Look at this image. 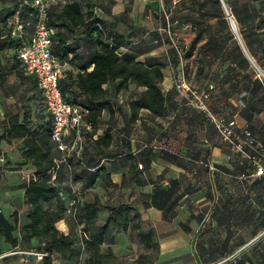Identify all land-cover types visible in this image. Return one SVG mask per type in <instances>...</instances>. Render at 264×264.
Wrapping results in <instances>:
<instances>
[{
	"label": "crops",
	"instance_id": "obj_1",
	"mask_svg": "<svg viewBox=\"0 0 264 264\" xmlns=\"http://www.w3.org/2000/svg\"><path fill=\"white\" fill-rule=\"evenodd\" d=\"M92 1L94 16L101 19L106 35L125 36L122 51L135 52L143 61L154 57L168 68L170 54L175 59L174 52H162L159 41L164 42L161 33L167 25L164 14L174 16L176 3ZM22 2L27 1L0 0V44L7 43V47L0 49V206L11 221L18 213L19 226L28 222L30 209L24 201L25 182L20 173H34V168L21 156L22 138L1 136L12 122L21 123L27 112L36 123L39 110L48 115L35 78L23 74L18 59L19 44L29 41L33 34L31 27L19 29L23 20L19 9ZM44 2L49 11L65 0ZM170 18L173 27L176 26L175 21H179ZM186 26L190 27L186 50L194 44L196 50L186 57L185 68L193 71L199 65L205 83L215 85L212 99L217 113L212 112L227 119L235 118L239 132L247 129L264 144V80L259 78L261 84L254 85L257 75L248 64L241 66L239 48L232 40L223 46H211L209 38H215L209 33L219 30L222 35L225 30L217 22L207 20L201 27L189 22ZM203 30L208 33H200ZM158 33L162 38L158 39ZM77 40L71 39L69 44L80 48L87 44L84 38ZM242 50L255 66L252 55L245 47ZM62 62L64 70L72 68L68 59ZM166 79L164 74L161 84L167 96L164 116L141 109L131 118L129 101L139 96L141 87L110 93L102 99L111 104L113 116L110 109H104L92 132L98 136L110 127L112 140L107 147H93L86 134V147L80 159L69 160L70 167L63 166L62 177L57 175L59 197L79 242L74 256L51 253V264H84L87 253L83 242L84 204L95 200L101 208L89 228L103 226L111 214L101 251L111 250L120 260L115 264H264V176L250 175L253 168L245 166L239 155L219 140L214 125L207 119L208 126L199 117L198 109L189 107L179 97L178 101L170 98ZM78 93L76 87L68 86L67 96ZM59 156L57 152L55 157ZM206 160L213 169L201 165ZM261 162L264 163V149ZM242 173L249 176L242 179L239 177ZM120 206L123 208L118 209ZM14 234L19 238V230ZM0 245L1 264H22L23 258L16 257V252L32 255V263L43 264L37 254L44 253V238L35 237L13 247L1 237Z\"/></svg>",
	"mask_w": 264,
	"mask_h": 264
},
{
	"label": "trees",
	"instance_id": "obj_2",
	"mask_svg": "<svg viewBox=\"0 0 264 264\" xmlns=\"http://www.w3.org/2000/svg\"><path fill=\"white\" fill-rule=\"evenodd\" d=\"M26 1V3L22 2L19 6L20 17L23 19L24 27H31L33 30L35 21L34 8L31 6L30 0ZM197 1L200 2L199 7L201 6L200 20L193 17L195 19L193 24L201 27L208 19L213 18L217 19V24L222 29H225L226 20L219 1ZM261 1L264 2V0ZM94 5L92 0H65L63 4H58L55 8L48 11L47 24L55 30L52 45L53 54L61 61L68 59L72 65V68L63 70V76L60 79L63 97L69 103L81 107L86 112V120L91 125V130L87 132L88 142L93 147L101 145L107 147L112 140L111 128H107L98 136H95L92 132L97 119L101 116L104 109H110L111 118L113 116V111L110 108L111 104L102 99L110 93L118 94L129 91L131 87H141L143 89L140 91L139 96L129 101L131 118H134L141 109L149 110L157 116L166 115L167 96L161 89V84L164 80L165 63L159 62L154 57L147 58L144 61L139 60L138 54L135 52L122 51L121 48L126 43L125 36L119 33L107 36L100 25L101 19L94 16ZM232 8V13L235 18L237 17L236 20H239L247 28L257 21L262 9H264L260 8V11L249 0L240 4L236 0ZM27 12L29 17L26 16ZM200 33L208 32L200 31ZM209 34L211 38L213 36L215 38V40L209 38L211 46L217 44L223 46L227 40H232L235 46L239 48L241 66L244 65L245 67L248 64L243 50L241 51L243 48L240 42H236V40L231 38L232 35H220L219 30H217V34L216 32H210ZM79 38H84V41L87 42V44H84V48L69 44V40L73 39L76 41ZM165 39L169 43L167 36H165ZM244 42L248 50L253 53L250 41L244 39ZM5 47H7L6 42L0 44V49ZM171 49L174 52L176 62L180 63L175 50L172 47ZM194 50H196L195 44L188 50H184V61L186 57L192 55ZM197 50L199 52L200 48ZM186 78L193 87L198 89H204L209 84L198 85L187 76ZM253 83L254 85L256 83L261 84V81L256 77ZM104 85H108V87H104ZM68 86L76 87L79 91L78 95L67 96ZM213 90L208 106L212 108L211 112L217 113L215 108H213L215 104V100L212 99ZM201 114L203 113L201 112ZM36 115L39 117L37 123L31 117V114L27 112L21 123L12 122L10 129L1 136L2 138H22L21 156L24 161L30 162L33 166L36 179H31L24 184V201L30 206L26 224L19 226L18 213L14 214V221H11L0 206V238L4 237L6 242L13 247H17L19 242H26L35 237L44 238L46 245L43 251L47 256L43 257V264H51L50 254L53 252L61 255L74 253L79 237L67 220L66 206L59 197V188L56 184L57 175L62 177L63 166L66 167L67 164H60L56 168L55 159L58 157L55 156L57 152H60L51 138L52 122L48 116L49 114L46 115L39 110ZM34 123H36L35 127H33ZM71 159L73 157L69 158V160ZM242 161L245 166H250L246 160L242 159ZM203 163L209 162L207 160L201 162V165L206 167ZM68 164L71 165L69 161ZM54 170L56 171V177L52 181L51 175ZM100 208L101 205L96 200L92 204H84L86 236L83 237V242L87 247L84 264H115L120 261L113 255L111 250L107 252L101 251L105 230L108 223L112 220L111 214L107 217L106 224L103 226L95 230H90L89 228ZM122 208L123 206H120L118 209ZM109 209L111 211L114 210L113 208ZM17 230H19V238L14 234ZM0 254H2L1 245Z\"/></svg>",
	"mask_w": 264,
	"mask_h": 264
},
{
	"label": "built area",
	"instance_id": "obj_3",
	"mask_svg": "<svg viewBox=\"0 0 264 264\" xmlns=\"http://www.w3.org/2000/svg\"><path fill=\"white\" fill-rule=\"evenodd\" d=\"M179 0H172L175 4ZM34 8L35 21L33 23V34L29 41L22 42L18 48V58L23 73L35 78L37 89L40 91L42 103L52 122L51 138L56 143L60 152L59 158L55 159L56 168L60 164H68L69 158L80 159L85 145V136L91 130L90 123L86 120V112L79 106L69 103L61 92L60 79L63 76L65 63L52 52L53 34L55 30L48 26V10L44 0H30ZM224 9V18L238 41V24L231 10L221 0ZM166 27L164 29L171 47L175 50L181 64L182 70L175 80V88L179 95L189 107L201 111L214 125L217 137L221 142L228 145L233 153L246 160L253 173L250 175L264 176V163L261 162V151L264 144L253 137L252 133L244 129L238 131L235 118L216 116L211 112L208 101L214 85L209 84L204 89L193 87L187 80L183 71L184 50L178 42L177 35L173 30V21L169 13L164 14ZM177 23V21H175ZM24 24L19 25L23 29ZM206 142V140H204ZM209 169H213L211 163H203ZM55 168V169H56ZM249 174L242 173L240 178L245 179ZM56 177L54 170L51 175L53 181ZM20 178L27 182L35 180L34 173L22 171ZM46 253H38L37 258L43 259Z\"/></svg>",
	"mask_w": 264,
	"mask_h": 264
},
{
	"label": "rangeland",
	"instance_id": "obj_4",
	"mask_svg": "<svg viewBox=\"0 0 264 264\" xmlns=\"http://www.w3.org/2000/svg\"><path fill=\"white\" fill-rule=\"evenodd\" d=\"M218 1H219L220 5H221V9H222L223 14H224V9H223V5L221 3V0H218ZM223 1L225 2L226 6L230 10L233 7V4L236 3V0H223ZM237 1L240 4L241 2L247 1V0H237ZM249 1L252 2V4L254 6H256V8H258L260 11H261L260 8H264V2H262L261 0H249ZM168 2H171V0H168ZM199 3L200 2L197 1V0H180L174 5V6H176L175 9H174L175 10L174 16H173V14L170 15V17L172 16L173 19H177L179 21V22L176 23V26L173 27V30L175 31V33L177 35L178 42H179L180 46L183 47L184 50L187 49L185 46L188 45L189 33H190V31H189L190 27H187L186 24H188L189 22L194 23L195 19H193V17H195L196 19H199V17H200V15H199L200 14V7H201V6L199 7ZM232 10H233V8H232ZM26 16L29 17L28 12H27ZM158 16L159 15H157L156 19L159 18ZM210 19H211L212 22H217L216 19H213V18H210ZM208 21L211 22L209 19H208ZM237 24H238V28H239L238 29L239 37H240L241 42H242L241 47L243 49L245 47L246 51H248L249 54L252 55L253 59H255L254 60L255 61V66L247 59L248 60V65L251 68L250 71L251 72L252 71L255 72V74L257 75L258 78H260L261 80H264V9H262L260 17L257 19V21L254 22V24L249 26L248 28L245 25H242L239 22V20H237ZM156 26H158V25H156ZM154 32L155 31H153L152 33H154ZM161 33L163 35V39L162 40H164V42L159 41L160 42L159 44H161L160 45V49L161 48L163 49L162 52H166L168 50H172L171 47L169 46V44L165 41L166 40L165 39V36H166L165 31H161ZM161 33H158V35H157L158 39H159V36H161V38H162ZM223 34H226L228 36L232 35L231 38H233L234 40H236V42H238V39L236 38L235 34L230 29L227 20H226L225 30L223 31ZM244 39H248L250 41V46H252V52L253 53H251L248 50L247 46L245 45ZM152 43H153V41H152ZM153 44H158V43H153ZM241 51H242V49H241ZM170 58H171V62L168 64V68L164 69V74L167 77L166 84L170 88L169 89L170 92H171V95H170L171 97L170 98H172V99L176 98L177 101H178L179 100L178 97L180 98V100H182V99H181V95H179L178 92L176 91L175 80H176L177 75L179 74V72L182 70V68H181V64L180 63H177L174 58L172 59V55L171 54H170ZM185 64H186V62L183 61L184 74L191 81H193L194 83H196L198 85L204 84L207 81L206 79L204 80L202 78V76H200L202 74L201 71H202L203 68H200V66L197 65V67L193 68L192 69L193 71H191L190 69H187V68L185 69V67H184ZM258 66L260 68H258ZM187 67L189 68L188 65H187ZM199 117L202 120H204V122H207V125L209 126V122L207 121L208 118L205 115L199 113ZM205 134H208V133L206 132ZM211 134L215 137V133L212 132ZM226 151H228V150L226 149ZM16 253H17L15 255L16 257H18L20 259L23 258L22 259V264H35V263H32V259L30 258L32 255L23 254L22 252H16ZM26 258L29 259V261L25 260Z\"/></svg>",
	"mask_w": 264,
	"mask_h": 264
}]
</instances>
